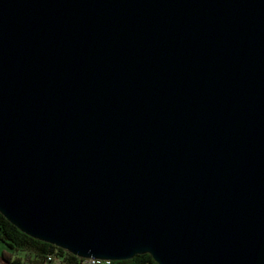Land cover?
<instances>
[{
    "label": "water",
    "instance_id": "95a60500",
    "mask_svg": "<svg viewBox=\"0 0 264 264\" xmlns=\"http://www.w3.org/2000/svg\"><path fill=\"white\" fill-rule=\"evenodd\" d=\"M0 213L79 257L264 264V0H0Z\"/></svg>",
    "mask_w": 264,
    "mask_h": 264
},
{
    "label": "trees",
    "instance_id": "16d2710c",
    "mask_svg": "<svg viewBox=\"0 0 264 264\" xmlns=\"http://www.w3.org/2000/svg\"><path fill=\"white\" fill-rule=\"evenodd\" d=\"M0 241L13 250H22L25 253L35 255V261L42 263L43 261H54L57 264H79L82 257L69 252L68 250L49 243L47 241L35 238L18 229L14 224L8 221L0 213ZM49 257V258H48ZM3 258L8 260L3 255ZM17 263L20 259L8 260V262ZM157 264L147 252L136 253L133 256L120 259L119 264ZM112 263L109 260V264Z\"/></svg>",
    "mask_w": 264,
    "mask_h": 264
},
{
    "label": "rangeland",
    "instance_id": "374dc122",
    "mask_svg": "<svg viewBox=\"0 0 264 264\" xmlns=\"http://www.w3.org/2000/svg\"><path fill=\"white\" fill-rule=\"evenodd\" d=\"M24 251L22 250H12L10 249L9 247H6L5 244L3 242L0 241V260L2 261L3 264H50L48 261H43L42 263H39L37 261H30V260H27L23 254ZM8 256V257H11V259L14 257V256H18L20 258V261L18 263H14V262H10L7 263L6 262V259H4L2 256ZM3 258V259H2ZM5 260V261H4ZM120 260H111L112 264H119ZM147 264H155V263H147Z\"/></svg>",
    "mask_w": 264,
    "mask_h": 264
},
{
    "label": "built area",
    "instance_id": "2783aa9c",
    "mask_svg": "<svg viewBox=\"0 0 264 264\" xmlns=\"http://www.w3.org/2000/svg\"><path fill=\"white\" fill-rule=\"evenodd\" d=\"M79 264H109V259L97 257H82Z\"/></svg>",
    "mask_w": 264,
    "mask_h": 264
},
{
    "label": "crops",
    "instance_id": "0c3cea01",
    "mask_svg": "<svg viewBox=\"0 0 264 264\" xmlns=\"http://www.w3.org/2000/svg\"><path fill=\"white\" fill-rule=\"evenodd\" d=\"M2 242V241H1ZM6 246V245H5ZM6 247H8V246H6ZM10 248V247H9ZM10 249H12V248H10ZM13 250V249H12ZM15 251V250H14ZM23 254H25L24 255V257L27 259V260H32V261H35V255H33L32 253H23ZM3 257V256H2ZM6 257V256H5ZM6 258H8V260H14V259H20L18 256H14L12 259H11V257H6ZM3 259V258H2ZM8 260H6V262L7 263H9L8 262ZM5 261V260H4ZM50 264H57V262H56V260H54V261H48ZM18 263V262H17ZM0 264H3L2 263V261L0 260ZM110 264H112V263H110Z\"/></svg>",
    "mask_w": 264,
    "mask_h": 264
}]
</instances>
